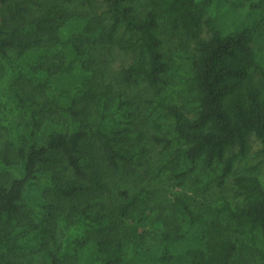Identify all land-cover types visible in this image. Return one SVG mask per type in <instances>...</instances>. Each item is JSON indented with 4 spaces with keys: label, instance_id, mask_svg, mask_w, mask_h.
<instances>
[{
    "label": "trees",
    "instance_id": "obj_1",
    "mask_svg": "<svg viewBox=\"0 0 264 264\" xmlns=\"http://www.w3.org/2000/svg\"><path fill=\"white\" fill-rule=\"evenodd\" d=\"M215 1L216 7L204 14L198 0H147L149 7L141 16L137 0H101L107 19H97L78 0H0V62L14 61L13 53L28 60L10 71L7 82L19 116L2 117L10 137L0 148V264H235L238 242L229 232H247L264 241V183L257 174L234 171L235 157L247 150L251 134L260 139L264 156V47L255 44L264 0H246L244 11L227 10L225 0ZM163 24L190 32L194 46L179 54L186 72L174 91L181 103L171 102L166 92L150 98L163 108L152 119L154 129L172 126L167 134L153 132V140L167 147L175 139L185 144L166 165L157 166L156 175L170 168L172 178L192 180L202 193L226 185L233 175L240 200L198 205L175 193L159 203L165 217L143 215L146 226L160 222L157 238L144 228L138 240H130L120 221L130 218L139 197L122 204L116 216L107 212L108 170L89 146L96 136L100 154L115 170L138 151L120 148V120L110 131L102 122L87 121L82 100L94 94L95 86L84 62L89 42H115L121 28L138 33L124 43L133 56L123 66L121 80L131 85L145 79L158 87L176 69L163 48ZM52 47L65 59V67L55 77L56 94L49 99L48 88L34 84L33 76L37 69L46 70L51 60L38 61L47 59ZM33 60L38 64L29 72V89L24 68ZM114 87L111 81L105 85L97 100L101 109L128 103L120 88L110 96ZM108 115L105 111L101 117ZM42 164L55 175L51 195L35 200L42 212H34V222L25 209V188ZM76 221L83 228L89 225L87 233L76 229ZM30 232L36 242L25 260L18 255L25 254L22 239Z\"/></svg>",
    "mask_w": 264,
    "mask_h": 264
},
{
    "label": "rangeland",
    "instance_id": "obj_2",
    "mask_svg": "<svg viewBox=\"0 0 264 264\" xmlns=\"http://www.w3.org/2000/svg\"><path fill=\"white\" fill-rule=\"evenodd\" d=\"M198 1L200 2V10L204 14L207 12L209 13V9L213 10L216 7L215 0ZM225 1L227 10L233 7H236L238 10L241 9V11L245 9L246 0ZM78 3H80L86 11L96 16L97 19L100 17L107 19L108 13L106 12V6L103 5L101 0H93L92 4H89L87 0H78ZM33 6L37 8V4L34 3ZM148 7L147 0H137L136 8L139 15H144ZM203 28L204 26H202L201 30ZM258 31L255 44L259 46V48H262L264 47V21L261 23L259 22ZM160 33L164 37L163 48L166 55L172 67L174 66L176 69L175 72L167 73L164 77V81L158 87L149 86L145 79L131 85L123 84L121 80L122 68L131 61L133 56V51L124 47V43L135 39L138 33L133 34L121 28L116 35L117 41L115 42L111 43L107 42V40L89 42L87 49L88 57L84 62L87 72L90 74L91 80L95 86L94 94L82 100V106L85 107L87 112V121L95 125L102 122L103 128L110 131L113 127H118V124L115 126V121L120 120V136H124V139L120 141V148L138 151V155L132 161L125 162L121 160L120 170H115L109 167L105 158L100 154V149L99 147L97 148L96 136L91 138L89 146L90 149H92L95 160L101 162L108 170L105 173L106 182L110 185V190L107 191L106 197V201L109 203V206L107 205V212L116 216L119 214V207L122 204L133 199L134 196L139 197L130 218L120 221L122 225L121 230L126 232L130 240H138L139 234L144 228L148 230V236L154 239L157 238L162 230L159 224L160 222L156 221V223H149L150 225L146 226L147 223H143V215L147 213L148 215L158 218L160 215L163 216L164 214L160 213L161 206L159 203L161 201L167 203L169 198H174L175 193L182 192L188 195L191 197L193 203H197L198 205H204L206 203L217 204L226 199L233 203L240 200L234 193L236 186L234 184L233 175L228 178L226 185L221 187L213 185L211 190L207 193L198 192L192 180H185L181 183L179 179L172 178L170 168H166L159 175H156L157 166L160 167L162 164L166 165V161L170 158L171 154L174 153L175 150H180L185 144L182 140L175 139L173 143L167 147L163 142H156L153 140V132L167 134L171 131L172 126L166 124L160 130L154 129L152 119L158 112L163 110V108L155 107L154 103L150 101V98L160 92H166L171 102L181 103V96L177 95V92L174 91L181 83L180 80L184 77L186 72L183 68L184 62L183 60L181 62L179 54L185 53V50H190L194 46L191 33L183 29L173 30L163 24ZM119 39L120 43L118 42ZM50 48L51 47H49V49ZM51 51L54 52L52 53ZM51 51L47 52L49 59L42 57V59L38 61L51 60L46 66V70H44V68L37 69L36 74L33 76L34 84L41 82L48 88V90L45 91V97L49 99L56 94L53 92L55 90L53 81L55 77L62 76L65 67V59L62 55H59L58 49H53L52 47ZM12 57L14 61L11 63L4 64V62H0V148L4 147L5 141L10 137V131L4 127L6 125L8 127V124L2 121V117L7 115L9 118H17L19 115L16 114L20 109L19 105L13 102L11 94L9 95L8 83L12 77L10 71L19 69L22 64H27L28 62L27 59H23L15 53L12 54ZM38 62H36V60L31 61V66H26L24 68L25 74L30 75L29 72ZM82 63L83 62L79 65ZM7 69L9 70L7 71ZM42 72L44 76H36ZM27 77L28 79L25 81V85H27L29 89H33L30 84V82H32V75ZM110 81L114 82L115 85L110 96H114V91L118 92V88H120V96L123 100L128 101V103L120 107V109L114 104L107 105L105 109H101L97 104V100L102 95L105 85ZM9 97L11 99H9ZM105 111H108L109 115L102 119V113ZM126 127L130 129L124 130ZM233 148L235 149V146H233ZM260 148V139L257 138L256 135L251 134L247 150L244 153H238L235 157V173L246 172L257 174L264 183V156ZM103 160L106 163H104ZM53 170L54 169L45 164L40 165L35 178L30 180L26 185L24 197V202L26 203L25 209L27 211L30 210L28 213H31L28 220H31V216L33 217L34 212H42V209L36 204L35 200L41 197L48 198L51 195L53 177L55 175ZM12 173L15 175L18 173V170L13 169ZM124 191H127V193L125 194ZM68 204L71 205L70 201ZM166 211H169V209H166ZM33 218L34 219L31 221H38L36 216ZM74 225L76 229L78 228L81 232L87 233L85 230L89 225H85L83 228L82 225H78L77 221ZM61 234L62 232L60 235ZM75 234L78 235L77 233ZM229 234L238 242L235 264H264V241L261 237H253L247 232H229ZM32 237L33 233L30 232L22 239L27 245V249L25 254L18 255L19 258L23 257L25 260H28L33 255L32 252H29L32 250L31 244L35 245L36 242Z\"/></svg>",
    "mask_w": 264,
    "mask_h": 264
}]
</instances>
